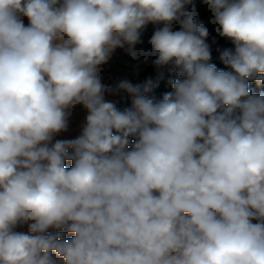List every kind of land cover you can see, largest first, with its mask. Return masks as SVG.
<instances>
[{
    "label": "clouds",
    "instance_id": "9594fccd",
    "mask_svg": "<svg viewBox=\"0 0 264 264\" xmlns=\"http://www.w3.org/2000/svg\"><path fill=\"white\" fill-rule=\"evenodd\" d=\"M203 2L229 70L192 0H0V264H264V0ZM117 48L172 91L106 85Z\"/></svg>",
    "mask_w": 264,
    "mask_h": 264
},
{
    "label": "rangeland",
    "instance_id": "374dc122",
    "mask_svg": "<svg viewBox=\"0 0 264 264\" xmlns=\"http://www.w3.org/2000/svg\"><path fill=\"white\" fill-rule=\"evenodd\" d=\"M196 8V11L199 15V18L205 22V26L208 28L209 32H213V27L215 26L210 21L212 19L211 12L209 11L207 5L204 4L203 0H199L198 2L193 4ZM192 7H188L189 9ZM23 20L25 26L28 25V20L25 17H21ZM173 30H179V25L173 23L172 25ZM153 34H146V35H140L141 40L143 41L142 45H137V48L143 47L145 50H150V44L149 40ZM136 64V61L132 60L131 57L127 54L126 49L117 48L110 60L106 65L102 67L101 75L104 77L103 82L111 86L115 89L116 83L112 84L114 80L122 77L123 75H128L131 72H135L137 70H140L142 66H153L151 62L147 63H141L139 65V68H134L133 66ZM134 85H141L145 86L146 84L144 82H137L134 83ZM126 98H132L128 93L119 90L114 91L111 94H106L105 99L107 101L113 102L118 108L121 105V102ZM71 115L69 116L68 121V130L66 132H62L57 134L54 137V140H72L76 139L82 131V128L84 127L86 123V115L87 112L84 110L81 106H77L74 109H71ZM71 162H66V166L70 164ZM28 226L27 224L24 225H18L16 228V231H22L27 233ZM51 231V230H50ZM66 238H71L70 234L66 235Z\"/></svg>",
    "mask_w": 264,
    "mask_h": 264
},
{
    "label": "trees",
    "instance_id": "16d2710c",
    "mask_svg": "<svg viewBox=\"0 0 264 264\" xmlns=\"http://www.w3.org/2000/svg\"><path fill=\"white\" fill-rule=\"evenodd\" d=\"M199 0H192V4L198 2ZM189 5L188 7H190ZM163 27V24H154V23H148L140 30V35H146V34H153L154 31H156L158 28ZM216 25L213 27V32H209V37L207 39V42L210 45L211 48V61L210 63H213L217 66L219 69L229 70L226 68V66L222 63L220 60V52L217 51V49H220L221 51L224 49H232L234 50V45L231 41L226 40L225 38L217 35L215 31ZM215 39V43H212V40ZM178 77L172 72L170 67H164L161 69H157L154 66H142L140 70H137L135 72H131L128 75H123L122 77L114 80V83L118 84L119 81L127 79L132 84L137 82H144L147 84L149 81L151 82V91L146 93L150 97L159 100L162 99L163 95L165 93L171 92V81L177 79ZM250 89L254 93H259L261 91H264V84L257 86L255 82H250L249 84ZM116 88V87H115ZM131 99L132 98H126L121 102V105L119 109L123 110L124 108L131 106ZM67 167H71V163L67 165Z\"/></svg>",
    "mask_w": 264,
    "mask_h": 264
}]
</instances>
